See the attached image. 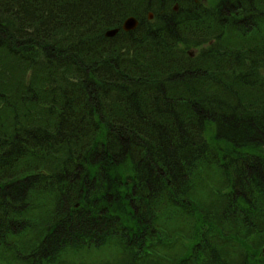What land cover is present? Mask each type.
I'll return each instance as SVG.
<instances>
[{"label": "trees", "instance_id": "16d2710c", "mask_svg": "<svg viewBox=\"0 0 264 264\" xmlns=\"http://www.w3.org/2000/svg\"><path fill=\"white\" fill-rule=\"evenodd\" d=\"M173 258L264 264V0H0V264Z\"/></svg>", "mask_w": 264, "mask_h": 264}, {"label": "water", "instance_id": "95a60500", "mask_svg": "<svg viewBox=\"0 0 264 264\" xmlns=\"http://www.w3.org/2000/svg\"><path fill=\"white\" fill-rule=\"evenodd\" d=\"M138 20L135 18V17H129V18H127L125 21H124V23H123V28L125 29V30H131V29H134V28H136L137 27V25H138ZM117 31H118V29H113V30H109L108 32H107V35H110V36H112V35H115L116 33H117Z\"/></svg>", "mask_w": 264, "mask_h": 264}, {"label": "rangeland", "instance_id": "374dc122", "mask_svg": "<svg viewBox=\"0 0 264 264\" xmlns=\"http://www.w3.org/2000/svg\"><path fill=\"white\" fill-rule=\"evenodd\" d=\"M154 17V16H153Z\"/></svg>", "mask_w": 264, "mask_h": 264}]
</instances>
